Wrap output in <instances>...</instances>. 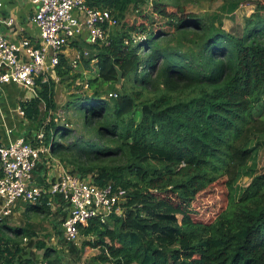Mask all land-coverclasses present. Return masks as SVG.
<instances>
[{"label":"trees","instance_id":"16d2710c","mask_svg":"<svg viewBox=\"0 0 264 264\" xmlns=\"http://www.w3.org/2000/svg\"><path fill=\"white\" fill-rule=\"evenodd\" d=\"M202 1L218 0H86L109 9L118 25L83 62L89 68L97 58L88 89L76 84L82 65L74 73L62 54L56 67L84 133L73 137L58 123L52 77L38 79V96L20 104L72 173L127 191L122 213L79 226L83 250H99L80 264H264V4L188 9ZM247 2L255 10L226 29V16ZM131 7L140 21L128 20ZM220 180L226 202L206 211L198 196ZM30 211L48 216L51 207L45 198L27 202ZM34 229L0 218V264H69L41 240V260L24 256L22 241Z\"/></svg>","mask_w":264,"mask_h":264},{"label":"built area","instance_id":"2783aa9c","mask_svg":"<svg viewBox=\"0 0 264 264\" xmlns=\"http://www.w3.org/2000/svg\"><path fill=\"white\" fill-rule=\"evenodd\" d=\"M28 1L34 7L30 21L38 28L39 35L34 40L24 38L13 42L0 31V90L6 84H16L37 97L38 79L45 82L51 77L58 78L56 67L67 48L80 40L86 44L74 48L70 57L71 65L76 69L85 59H90L92 49L110 43L109 36L118 25V19L109 9L91 7L86 0ZM2 6L3 0H0V9ZM13 20L0 15V24H11ZM90 65L97 73V58H92ZM109 95L118 96L116 92ZM19 112L24 114L21 107ZM44 135L41 130L37 131L35 141L17 137L8 144H0V218H10L20 200L36 203L46 198L47 205L53 209L56 197L60 196L70 209L63 222L64 238L72 243L80 237V225H88L92 218L105 222L112 213H122L127 191L111 183L99 186L91 177H81L68 167L49 186L31 183L32 172L42 154H50Z\"/></svg>","mask_w":264,"mask_h":264},{"label":"crops","instance_id":"0c3cea01","mask_svg":"<svg viewBox=\"0 0 264 264\" xmlns=\"http://www.w3.org/2000/svg\"><path fill=\"white\" fill-rule=\"evenodd\" d=\"M33 10L34 7L29 3L28 0H3V6L0 9V15L5 19L13 18L14 20L11 24L1 23L0 31L6 36L7 39L13 42H19L24 38H30L32 40L36 39L39 35V30L30 21V16ZM78 45L86 46V44L80 40L74 42L71 47L65 50V55L69 59L74 51V48L78 47ZM85 61L87 60H84L83 62ZM83 62L80 64V66H82H79L80 69L84 67ZM84 71V73L87 72L86 69H84ZM64 91L67 92L66 94L73 92L72 90L68 91L67 88H65ZM31 98L32 93H30L24 87L16 84H6L0 90V144H8L17 137H25L26 140L35 141L34 138L36 136L37 130L25 118L24 114H21L18 111L20 104L24 101L30 100ZM17 111L19 113H17ZM65 167L67 168V166L61 162L57 156L53 155L51 151L50 154L47 152L43 153L40 161L32 172L31 183L39 184L45 187L49 186L51 182L60 176V173ZM55 202L56 206L53 208V212L50 215L45 216L41 213H35L31 211L27 213V202L20 200L15 205L13 209V215L10 217L12 219L17 218V220H10L7 223L12 227H34L36 235L38 231H41L40 228H42V230L44 229L43 224L46 227H49L47 230L51 231L53 228H55V237L51 238L52 244H47L59 250V248L54 246V244L56 241L59 243V240L64 239L63 222L68 217L70 209L68 203L60 196L56 197ZM48 223H50V225H47ZM10 234L12 235V233ZM25 238L27 237H24V241ZM39 240L41 239H38V241Z\"/></svg>","mask_w":264,"mask_h":264},{"label":"rangeland","instance_id":"374dc122","mask_svg":"<svg viewBox=\"0 0 264 264\" xmlns=\"http://www.w3.org/2000/svg\"><path fill=\"white\" fill-rule=\"evenodd\" d=\"M152 0H150L151 2ZM259 2L264 4V0H258ZM222 5V0H218L214 3L208 2V1H202L198 4H190L188 6V9L190 10H195L200 13L203 12H209L213 13L214 11L217 10L218 7H221ZM150 5L145 6V8H150ZM256 8V4L254 2H247L245 5H242L239 7L238 10H236L234 13L231 15H227L226 18L224 19V26L226 29H232L236 28L239 24H242L243 18L246 15L251 14ZM128 20L130 22H133L135 20L140 21V16L139 14L131 7L128 12ZM91 53L93 54V50H91ZM87 60V59H85ZM91 66V65H90ZM86 67L84 66L83 69H86L87 72L84 73L85 71L82 70L84 77L83 80L78 79L77 82H80V84H84L82 86V90L88 89V80L92 77L95 76L94 71L91 72L92 67ZM73 72H79V69H73ZM57 82V87H56V99H57V104L58 108L56 111V116L58 123L61 125H65L69 128L74 129V134L73 137L79 135L80 133H84V128L82 124V120L78 118V115L76 113V110L74 107H71L69 109L67 103L70 102V93L66 94L65 88L66 85L62 84L60 82L59 78H55ZM76 82V84H77ZM77 84V85H80ZM87 84V87L85 86ZM71 91V90H68ZM108 99L110 98V95H106ZM19 111V110H18ZM17 111V113H19ZM21 115V114H20ZM50 118L47 119L46 122L49 121ZM43 130V129H42ZM41 131V130H40ZM258 161H259V166H262L264 164V149H261L258 155ZM248 180L246 179L243 183H246ZM226 188L224 186V181L220 180V182L215 183L212 185L206 192L201 193L198 197L199 200L197 203H199L202 206H208V208L204 209L206 211L210 212H215L218 210L220 207H223L225 202H226ZM54 209L51 210V213L53 212ZM12 220H17V218H9L6 219L7 222ZM49 220V219H47ZM45 220V221H47ZM31 224V223H30ZM40 225V224H39ZM47 225H50L48 223ZM39 227V226H38ZM44 229L40 228L41 231L37 232V235L31 238V240L28 238V241H22V247H23V255L26 257H33L35 259H42L43 255V250H39L36 247V241L38 239H41V241H45L46 243L52 244V237H55V228H53L51 231L47 230L49 227L45 226L43 224ZM65 239V238H64ZM59 240L55 242L54 246L59 248V251L62 253L63 258L65 261L69 264H80L84 263V261L91 255H94L99 252L98 249H91L87 247L85 250H83V237L80 235L79 239L75 242L72 243H67L66 240ZM55 241V240H54ZM53 241V242H54ZM25 242V243H24Z\"/></svg>","mask_w":264,"mask_h":264},{"label":"water","instance_id":"95a60500","mask_svg":"<svg viewBox=\"0 0 264 264\" xmlns=\"http://www.w3.org/2000/svg\"><path fill=\"white\" fill-rule=\"evenodd\" d=\"M117 72H118V80H117V83H116V87L118 89H122V86H123V82H124V78H123V72L121 69L117 68Z\"/></svg>","mask_w":264,"mask_h":264}]
</instances>
